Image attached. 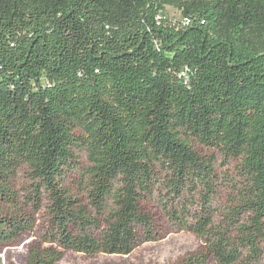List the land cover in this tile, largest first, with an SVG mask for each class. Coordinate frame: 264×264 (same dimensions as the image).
<instances>
[{"label":"trees","instance_id":"trees-1","mask_svg":"<svg viewBox=\"0 0 264 264\" xmlns=\"http://www.w3.org/2000/svg\"><path fill=\"white\" fill-rule=\"evenodd\" d=\"M146 203L174 264H264V0H0V253L128 254Z\"/></svg>","mask_w":264,"mask_h":264},{"label":"rangeland","instance_id":"rangeland-1","mask_svg":"<svg viewBox=\"0 0 264 264\" xmlns=\"http://www.w3.org/2000/svg\"><path fill=\"white\" fill-rule=\"evenodd\" d=\"M166 14L169 20H178L181 17L180 11L172 6H166ZM196 148L204 153H211L209 149L204 150L200 145H196ZM218 160L220 161V158ZM234 164L235 161L223 166L218 164V169L232 171ZM146 205L156 216L161 238L142 242L128 254L87 255L67 250L58 264H174L203 249L204 243L197 235L190 231L172 228L154 204L146 203ZM43 214L42 212L37 216L38 226L45 222ZM39 231L38 227L36 231L25 233L14 243L5 246L0 253L2 264H26L29 246L37 238Z\"/></svg>","mask_w":264,"mask_h":264}]
</instances>
